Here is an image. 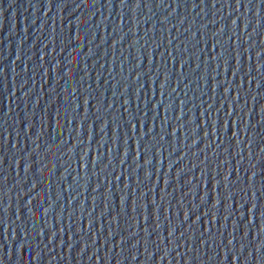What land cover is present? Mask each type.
<instances>
[{
    "label": "water",
    "instance_id": "water-1",
    "mask_svg": "<svg viewBox=\"0 0 264 264\" xmlns=\"http://www.w3.org/2000/svg\"><path fill=\"white\" fill-rule=\"evenodd\" d=\"M0 264H264V0H0Z\"/></svg>",
    "mask_w": 264,
    "mask_h": 264
}]
</instances>
